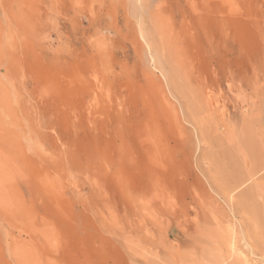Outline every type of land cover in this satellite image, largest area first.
Segmentation results:
<instances>
[{
  "label": "rangeland",
  "instance_id": "rangeland-1",
  "mask_svg": "<svg viewBox=\"0 0 264 264\" xmlns=\"http://www.w3.org/2000/svg\"><path fill=\"white\" fill-rule=\"evenodd\" d=\"M263 145L264 0H0V264H264Z\"/></svg>",
  "mask_w": 264,
  "mask_h": 264
},
{
  "label": "bare ground",
  "instance_id": "bare-ground-1",
  "mask_svg": "<svg viewBox=\"0 0 264 264\" xmlns=\"http://www.w3.org/2000/svg\"><path fill=\"white\" fill-rule=\"evenodd\" d=\"M248 138V137H247ZM244 142H246V141H244ZM248 142H246V144H247ZM264 146V145H263ZM262 148V147H261ZM248 152H250V151H248ZM260 152V151H259ZM260 159V158H259ZM262 160V159H261ZM254 163V162H253ZM259 165H261V164H259ZM263 167V166H262ZM254 169V168H253ZM259 169V168H258ZM250 171V170H249ZM252 175V174H251ZM235 178V177H234ZM237 178H235V180H236ZM237 181V180H236ZM235 181V182H236ZM238 181H239V179H238ZM232 182V181H231ZM235 182H233V183H235ZM233 183H232V185H233ZM241 183V182H240ZM235 184H237V183H235ZM239 184V183H238ZM261 185V184H260ZM234 187V186H233ZM247 189V188H246ZM250 189V188H249ZM249 189H248V192L247 191H244V192H246V193H248L249 195V197L251 198V202H252V206H250V203H249V206L247 205V204H245V202L244 203H242L241 204V207L243 208V209H245L246 208V211L250 214V212L253 214V216H252V222H250V226H251V228H255L256 229V227L257 228H259V229H261L262 230V232L264 233V200H263V202H260L259 203V201H258V203H256V201H257V197L258 196H261V195H259L260 194V191L262 190H259V188L257 187V191H259V193L257 194V196L255 195V196H252V195H254V193L252 192V194H250L251 192L249 191ZM263 193H264V191H263ZM256 194V193H255ZM247 196V197H248ZM252 196V197H251ZM260 198V197H259ZM264 199V198H263ZM248 200H249V198H248ZM248 202V201H247ZM248 206V207H247ZM249 210V211H248ZM251 215V214H250ZM250 218V217H249ZM254 224H256V226H254ZM249 229H250V227H249ZM254 230V229H253ZM261 230H259V234L261 235L262 234V232H261ZM256 231V230H255ZM254 249V248H253ZM258 250L260 249L259 247L257 248ZM257 250V251H258ZM222 252V251H221ZM238 259V258H237ZM224 260V259H223ZM239 260V259H238ZM221 262V261H220ZM239 262V261H238ZM230 264V263H229Z\"/></svg>",
  "mask_w": 264,
  "mask_h": 264
}]
</instances>
